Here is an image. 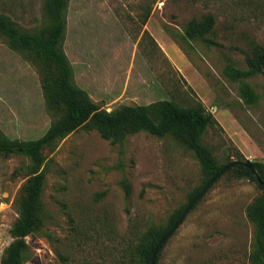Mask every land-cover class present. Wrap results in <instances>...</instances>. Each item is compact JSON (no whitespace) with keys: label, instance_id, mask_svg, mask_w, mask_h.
Segmentation results:
<instances>
[{"label":"rangeland","instance_id":"374dc122","mask_svg":"<svg viewBox=\"0 0 264 264\" xmlns=\"http://www.w3.org/2000/svg\"><path fill=\"white\" fill-rule=\"evenodd\" d=\"M44 4L0 0V14L42 31ZM205 14L215 18L206 35L212 43L185 42L187 23ZM67 20L63 46L75 82L102 109L201 101L218 122L203 140L221 163L264 162V70L244 79L258 95L252 104L240 94L242 81L224 73L230 63L247 67L254 44L264 46V0H69ZM43 71L0 34V131L11 138L37 139L63 113L48 104ZM43 155L44 227L27 236L34 257L25 264H63L58 252L71 264H119L127 244L164 228L205 180L195 153L171 134L133 132L114 144L85 124ZM34 164L0 154V264ZM261 192L255 181L224 173L167 239L157 264H252L247 207Z\"/></svg>","mask_w":264,"mask_h":264},{"label":"trees","instance_id":"16d2710c","mask_svg":"<svg viewBox=\"0 0 264 264\" xmlns=\"http://www.w3.org/2000/svg\"><path fill=\"white\" fill-rule=\"evenodd\" d=\"M44 6L49 22L42 31L24 29L7 15L0 14V34L8 38L13 48L28 51L42 63L43 87L48 104L52 107H63L62 115L37 139L11 138L0 131V154L20 153L30 156L35 161L31 169L32 175L24 185V197L19 202V218L9 230L13 241L6 248L1 264H25L34 257L27 236L44 227L45 208L41 195L45 174L39 172L45 161L43 151L85 124L114 144L124 141L129 133L139 131H147L159 137L167 134L175 136L195 153L205 174L203 184L190 194L188 203L225 165L232 161L237 163L226 172H230L233 177L255 181L250 169L241 164L247 162L264 180L262 161L243 158L229 160L226 163L219 161L203 140L207 129L218 122L201 101L183 105L172 99H160L150 104L122 105L112 111L102 109L91 99L88 92L75 82L74 66L64 50L69 0H45ZM214 24L215 18L212 14H205L200 18L194 17L187 23L182 38L185 42L200 39L206 44H211L212 41L207 39L206 35L213 31ZM263 70L264 46L255 43L252 54L247 59V67L242 68L230 63L226 65L224 73L232 80L242 81L240 94L247 104H252L257 101L258 95L244 79ZM124 185L129 188L127 181ZM257 185L262 192L247 207L248 216L254 224L253 250L250 259L252 264H264V188L259 183ZM188 203L172 215L164 228L150 227L141 235L137 244H127L125 253L119 258V264H149L154 248L173 227ZM81 243L82 241L79 244ZM164 245L159 249L154 264L158 263ZM57 254L63 264H71L69 255L60 252ZM128 254L130 261H126Z\"/></svg>","mask_w":264,"mask_h":264},{"label":"water","instance_id":"95a60500","mask_svg":"<svg viewBox=\"0 0 264 264\" xmlns=\"http://www.w3.org/2000/svg\"><path fill=\"white\" fill-rule=\"evenodd\" d=\"M237 163V161H232L231 163L225 165L204 187L203 189L188 203L186 208L184 209L181 216L178 218L176 223L173 225V227L160 239L156 247L154 248L150 263L154 264L156 255L159 251V249L164 245V243L167 241V239L174 233V231L179 227V225L183 222L187 214L190 212V210L193 208V206L204 196V194L208 191V189L213 185L215 181H217L229 168L234 166ZM244 166L248 167L251 171V174L255 181L259 183L264 188V180H262L256 171V169L248 164L247 162H241Z\"/></svg>","mask_w":264,"mask_h":264}]
</instances>
